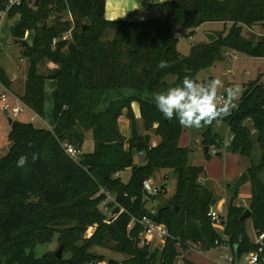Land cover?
<instances>
[{
	"label": "trees",
	"instance_id": "obj_1",
	"mask_svg": "<svg viewBox=\"0 0 264 264\" xmlns=\"http://www.w3.org/2000/svg\"><path fill=\"white\" fill-rule=\"evenodd\" d=\"M104 3L33 0L7 13V18L18 16L9 29L14 42L32 33L31 45H25L21 53L27 60V73L19 101L43 118L45 82L54 81L55 88L51 129L15 120L9 125L10 147L0 158V264L100 263L102 256L90 251L92 247L125 256L122 264H174L180 249L189 252V246L198 244L208 252L220 238L207 217L215 199L199 183L204 169L188 165V149L179 144L183 126L175 118H164L153 97L185 76L196 78L212 67L221 48L264 58V40L250 43L241 36L242 26L264 21V0H167L152 6L169 10L167 18L138 21L106 20ZM212 22L231 23L227 35L217 33L214 41L191 46L186 56L177 51L179 29L192 34ZM68 32L70 37L62 40ZM161 61L168 66L159 68ZM43 64L46 68L41 71ZM0 85L6 89L11 85L2 68ZM134 105L144 135L137 132ZM121 118L128 121L129 137L119 130ZM216 123H225L230 135L224 152L250 158V127L263 148L264 83L258 79L245 84L228 115L210 124L202 122L206 159L212 156L211 147L219 150L223 145L213 133ZM89 131L93 149L83 153ZM149 131L159 139L155 146L145 144ZM65 144L78 147L75 160L65 153ZM134 152L144 156L143 165H134ZM21 156L27 158L26 163L18 167ZM263 167L264 158L246 171L250 215L242 219L246 209L232 201L227 207L223 233L236 255L256 250L246 233L247 220L256 235L264 233V185L258 178ZM127 169L131 175L123 183L115 174ZM164 169L177 176L175 193L151 213L142 183ZM164 188L149 199L156 200ZM105 193L114 199L107 205L114 217L100 210ZM142 217L169 230L171 238L161 249L139 245L143 231L139 224L128 230L132 218ZM55 234L61 258L55 252L36 258L34 248L51 243ZM183 264L195 263L183 259Z\"/></svg>",
	"mask_w": 264,
	"mask_h": 264
},
{
	"label": "rangeland",
	"instance_id": "obj_2",
	"mask_svg": "<svg viewBox=\"0 0 264 264\" xmlns=\"http://www.w3.org/2000/svg\"><path fill=\"white\" fill-rule=\"evenodd\" d=\"M138 8L140 9L139 6ZM147 9L148 8H146V10ZM150 13L151 14L146 15L147 20L155 18L164 19L170 15L169 10H162L159 8H152V11H150ZM17 20V15H14L9 19L5 18L0 26V68L9 70L18 68L24 73L25 70H27V60L21 57V53L25 46L22 47L20 43L14 42L9 33L10 27L13 26ZM230 27L231 23L223 24L220 22H212L202 24L198 28L194 29L192 34H190V30L179 29V31L175 35L177 39V51L180 54L186 56L189 54L191 46L201 43H207V34H212L216 38V34L220 33L224 37L227 35ZM241 36L250 43H256L260 40H264V21L251 26H242ZM31 38L32 33L27 32L22 40L25 41V45L30 46ZM217 57H220V59H217L212 67L200 71L196 77L197 79L206 80L208 78H220L223 82V87L220 89V92H223L225 88L235 85L239 88L238 99L242 90L244 89L245 84L258 79L259 81L264 82V58H252L223 48L220 49V54ZM45 68L46 67L43 64L40 70L44 71ZM19 79H16L14 85L11 87L13 93L17 95L19 93H22L23 87L22 76L19 77ZM51 86L54 87V83L50 84L49 81H46L45 95L48 97V103H46L45 101L46 105L44 106L43 118L34 117L33 113L26 109L15 118L11 116L5 117L0 103V158H2L6 154L7 150L10 147V144L7 141V135L10 128L8 123L9 119L11 121L15 120L23 123H31L36 128L47 129L48 123L52 124L51 92L54 88H52L51 90ZM8 104L11 107L21 106L13 99H8ZM136 107V105L133 106L134 111L137 113ZM32 116L35 118L34 122H30L29 120V118ZM135 118L137 132L144 135L145 132L143 130L142 121L140 120L139 115L136 114ZM247 125L250 127V124ZM204 129L205 128L203 124L200 128H186L183 126V132L180 137V145L188 149V165L200 166L204 169V174L200 177V180L201 185L209 189L215 199V202L212 205L211 209L224 214V210L228 207L229 202L233 200L240 201L241 199L242 201H244L247 194L249 195V193H251L249 181L239 187H235L236 182L239 178H236V175L238 172H246L247 168L252 164H260L262 158H264V147L261 148L258 145L257 132L250 127L252 145L250 158L243 157L239 154L226 153L223 150L219 149L218 152L221 153L220 156H211V158L206 159L204 156V147H202L201 145V136L204 132ZM119 130L125 137L130 136L131 131L128 125V121L125 118L120 119ZM213 133H215L218 139L222 140L223 142L229 141L230 135L225 123H216L213 127ZM145 135H149V146H152L153 143H155L156 145L159 139L153 136L151 131H149V133ZM92 148L93 142L91 132L89 131L85 133L84 145L82 147V150L84 153H88L91 152ZM212 149L215 148L211 147L210 150ZM133 162L136 166L143 165L144 156L142 154L134 152ZM130 175L131 170L127 169L124 172L119 173L118 176L121 182L127 183ZM258 178L264 185V167L259 172ZM150 181L153 187H165L162 195L158 196L156 200L148 199L146 203V209H153L155 211L158 207L165 204V202L175 193L177 176L172 170L164 169L157 173L153 178H151ZM107 202L108 205L112 201L110 199ZM107 205L100 206V210L108 217V213H110L112 208L108 207ZM248 207L249 202L247 205L243 206V208H245L246 210L248 209ZM246 230L248 234L252 236L249 221H247L246 223ZM56 240L57 235L55 234L51 243L37 245L33 250L34 256L36 258H40L47 252H56L58 250ZM156 245L157 243L153 242L150 245L151 249H158L156 248ZM90 251L102 256L103 260L100 262V264H109L108 262L110 260L115 261L117 264H122L126 259V257L123 255L97 247H92ZM192 252L196 251H190V253ZM196 253L197 255H191V259L193 261L198 264H212L211 258L215 257V253L213 251L200 254H198V251Z\"/></svg>",
	"mask_w": 264,
	"mask_h": 264
},
{
	"label": "built area",
	"instance_id": "obj_3",
	"mask_svg": "<svg viewBox=\"0 0 264 264\" xmlns=\"http://www.w3.org/2000/svg\"><path fill=\"white\" fill-rule=\"evenodd\" d=\"M4 9L0 11V26L5 18H7V13L10 9L21 6L24 2H29L33 0H2ZM67 19L71 21V16L68 15ZM70 37V32L63 34L61 39L65 40ZM264 83V82H263ZM0 91V103L2 111H7L8 116L17 117L20 113L24 112V110H29L25 105L20 102L21 106L11 107L8 104V90L1 86ZM223 93V92H221ZM238 101V97L236 101L232 104L231 107H234ZM36 117V116H34ZM30 117V122H34L35 118ZM229 142V141H228ZM228 142H224L221 150L224 151ZM65 153L70 156L72 159H76L77 153L75 148L71 145H63ZM212 156H215L218 153L217 149L209 150ZM119 173L115 174V177L118 176ZM143 191L147 193L146 198L157 196L160 188L153 187L151 185V181L147 180L142 183ZM102 191V190H101ZM105 200L102 201L100 206L107 205V201L111 199L114 202V199L107 193ZM151 213H154V210H149ZM108 217H114L111 212L108 213ZM207 217L210 220L211 226L219 235V239L215 241L213 249H211L215 253V257L212 258V264H264V245L262 241L264 240V233L260 235H255L254 244L256 245V250L248 253H244L242 255H236L231 248L230 243L228 242V238L224 235L223 231L226 226V215H222L215 210L210 209L207 213ZM134 224H139L143 231L139 236V245L142 246L145 243L152 244L153 242L157 243L156 248L161 249L167 239L171 238L169 230L164 224L156 223L153 220L142 217L141 219L132 218L129 222L127 228L130 230ZM191 245V244H190ZM179 247V245H176ZM180 248V247H179ZM189 251H196L199 253H204L200 250L198 244H192L188 247ZM209 252V251H208ZM207 253V252H205ZM183 259H186L182 255V250L180 249L179 255L175 259L174 264H183ZM90 264H100L98 262L90 263Z\"/></svg>",
	"mask_w": 264,
	"mask_h": 264
},
{
	"label": "clouds",
	"instance_id": "obj_4",
	"mask_svg": "<svg viewBox=\"0 0 264 264\" xmlns=\"http://www.w3.org/2000/svg\"><path fill=\"white\" fill-rule=\"evenodd\" d=\"M167 66L165 61H161L158 65L159 68ZM222 87L223 82L220 78L199 80L185 76L179 83L156 94L153 100L164 118L168 120L175 118L186 128H200L202 122L210 124L228 115L232 104L236 101L239 88L233 85L225 88L221 93ZM26 159L21 156L17 166L23 167Z\"/></svg>",
	"mask_w": 264,
	"mask_h": 264
},
{
	"label": "crops",
	"instance_id": "obj_5",
	"mask_svg": "<svg viewBox=\"0 0 264 264\" xmlns=\"http://www.w3.org/2000/svg\"><path fill=\"white\" fill-rule=\"evenodd\" d=\"M165 1H167V0H105V3H104V18L106 20H108V21H117V20H121V21L122 20H127V21L147 20L146 19V15L151 14L150 11H152V8H156L157 9V7H152V6L162 4ZM145 3L148 5V7H147L148 9L147 10H146V8H144V9H139L138 8L139 5L145 4ZM7 19H9V18H7ZM3 70L5 71L6 75L9 77V80L11 82V85H10L9 89H7L9 91L10 95H11L10 96L8 94L9 95V98L8 99H13L16 103H19L20 104L19 97H20V95L22 93H19L18 95L15 94V93H13L11 87L14 85L15 80L16 79H19V77H21V76H22V82H23V86H24V81H25V77H26L27 70H25L24 73H23V71H20L18 68H14V69H11V70L4 69L3 68ZM9 73H10V75H9ZM48 81L50 82V84L54 83V85H55V82L54 81H51V80H48ZM45 87H46V82H45ZM52 88H55V86L54 87L51 86V90H52ZM22 92H23V87H22ZM46 97L47 96L44 95V106L46 105V103H48V97L47 98ZM45 101H46V103H45ZM136 109H137V107H136ZM28 111H30V110H28ZM51 114H52V99H51ZM136 114H138V111H137V113L135 112V115ZM34 116H36V115H34ZM29 120H30V118H29ZM47 126H48L49 129H51L53 127V120H52V124L51 123H48ZM180 142H181V139L179 140V144H180ZM83 145H84V143H83ZM83 145H82V147H83ZM152 146H155V143H153ZM82 152H83V150H82ZM242 173L243 172H238L237 175H236V178L239 177ZM199 183L201 184V180L200 179H199ZM249 198H250V193H249V195L247 194V196L245 198L246 200L245 199H244V201H242V199L240 201L233 200L232 203L235 206H241V207H243L244 205H247L248 204ZM217 212L220 213V214H222V215H226L227 208H225L224 214L221 213V212H219V211H217ZM247 221H249V223H250L252 236L250 234H248L247 230H246V233H247V236H248L249 241L252 242V243H254L255 232H254V230L252 228L251 221L250 220H247ZM247 221H246V223H247ZM246 223H245V228H246ZM211 251L212 250H209V252H211ZM209 252H207V253H209ZM195 254L197 255L196 252H192V253H190V251L189 252H182V255L186 259L194 262L195 264H198V263H196L195 261H193L191 259L192 258L191 255H195ZM198 254H200V253H198ZM211 261H212V258H211ZM200 264H202V263H200Z\"/></svg>",
	"mask_w": 264,
	"mask_h": 264
},
{
	"label": "water",
	"instance_id": "obj_6",
	"mask_svg": "<svg viewBox=\"0 0 264 264\" xmlns=\"http://www.w3.org/2000/svg\"><path fill=\"white\" fill-rule=\"evenodd\" d=\"M139 7H140V9H144V8H147L148 5H147V4H141V5H139ZM44 26H45V25H44ZM206 38H207V42H208V43H210V42H212V41L215 40V36L212 35V34H207V35H206ZM20 44H21L22 47H24V46H25V41L21 40V41H20ZM217 59L219 60L220 57H217ZM3 114H4L5 117H8V113H7V111H3ZM8 123H9V125L11 124V120H10V119L8 120ZM144 138H145V144H148V143H149V135H145ZM74 148H75V151L78 152V147L75 146ZM204 151H207V147H205ZM247 181H248L247 173L243 172V173L239 176V178H238V180H237V182H236L235 187H239V186L243 185L244 183H246ZM143 195H144L145 197H147V193H146L145 191H143ZM175 211H177L176 207H175ZM249 215H250V211L247 209V210H245V212L242 214L241 218H242V219H245V218L248 217ZM262 244L264 245V240L262 241ZM55 256H56L57 258H61V256H62V249H61L60 247H59L58 250L55 252ZM108 263H109V264H117V263H116L115 261H113V260H110Z\"/></svg>",
	"mask_w": 264,
	"mask_h": 264
}]
</instances>
